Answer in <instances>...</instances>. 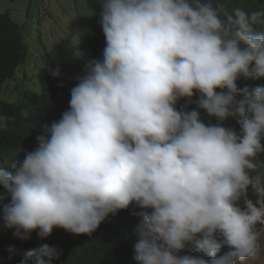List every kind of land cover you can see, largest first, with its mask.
I'll list each match as a JSON object with an SVG mask.
<instances>
[{
  "label": "clouds",
  "instance_id": "clouds-1",
  "mask_svg": "<svg viewBox=\"0 0 264 264\" xmlns=\"http://www.w3.org/2000/svg\"><path fill=\"white\" fill-rule=\"evenodd\" d=\"M41 2L29 1V20L42 21ZM80 4L92 19L82 38L95 20ZM262 4L101 0L103 58L83 57L86 74L70 90L69 109L44 126L13 172L0 167L11 197L3 219L14 235L46 238L54 228L91 235L135 202L140 209L129 216L143 219L127 233L139 264L257 259L264 225ZM8 10L20 24L10 7L0 13ZM20 25L29 46L28 23ZM31 75L27 70L21 90ZM246 78H260L259 86L248 87ZM19 115L27 119L29 111ZM16 119L0 116V129H14ZM189 245L208 259L180 255ZM59 256L43 244L26 251L22 264H52Z\"/></svg>",
  "mask_w": 264,
  "mask_h": 264
},
{
  "label": "trees",
  "instance_id": "trees-1",
  "mask_svg": "<svg viewBox=\"0 0 264 264\" xmlns=\"http://www.w3.org/2000/svg\"><path fill=\"white\" fill-rule=\"evenodd\" d=\"M42 1L46 4L48 0ZM81 3L88 4L95 26L93 31L89 30L82 38L79 37L80 44L75 46L70 56L72 62L51 55V62H45L43 66L39 64L34 79V75L26 76L30 87L19 91L18 85L24 80L31 60L30 48L22 26L10 11L0 13V116L17 117L14 129H0V167L8 172H13L25 154L38 146L30 147L41 132L44 134V126L58 121L63 112L69 109L70 90L86 74V64L81 63L83 57L96 56L95 60L103 58L106 40L99 15L101 0H81ZM37 6L41 8L40 4ZM259 8L264 9V0ZM44 48L48 54V47ZM57 70L59 75H53ZM23 74L21 80L19 76ZM237 84L240 88V79ZM259 84L260 78L255 81L246 78L248 87L255 89ZM242 98L238 96V99ZM22 109L29 111L27 119L19 115ZM10 199V195L0 185V264H22L26 251L43 244L53 246L60 252L59 258L54 259L52 264H139L135 259V245H131L127 233L132 221L141 222L143 219L142 215L134 219L129 216L130 211L140 209L135 202L115 215L110 214L91 235L73 234L63 228H54L53 233L46 238H41L33 231L31 238L22 239L14 235L15 229L8 228L3 219L4 207ZM179 254L208 259L207 254L198 251L194 245H189ZM221 254L220 251L217 255ZM33 263L34 258L27 261V264Z\"/></svg>",
  "mask_w": 264,
  "mask_h": 264
},
{
  "label": "rangeland",
  "instance_id": "rangeland-1",
  "mask_svg": "<svg viewBox=\"0 0 264 264\" xmlns=\"http://www.w3.org/2000/svg\"><path fill=\"white\" fill-rule=\"evenodd\" d=\"M30 0H0V10L7 7L11 8L13 16L20 24L28 23L26 32L28 33L27 40L30 46V58L27 65L28 72L35 73L38 71L39 64L51 62V55L59 60L70 61V56L75 49L72 44L73 36L79 35L84 29L91 28L88 25L92 22L88 8L81 7V0H48L41 8V19L29 20L35 15L34 8L29 4ZM42 0H34L40 3ZM44 2L42 1L41 4ZM79 6L74 8L73 6ZM30 11V17L28 12ZM32 21V24L29 23ZM48 47V54L45 48ZM24 74L19 76L22 80ZM18 84V81L17 83ZM25 85V81L21 82V90ZM261 231V252L257 259L245 261L244 264H264V225H258ZM223 253L227 252L228 248L221 249ZM237 264H240L237 261Z\"/></svg>",
  "mask_w": 264,
  "mask_h": 264
},
{
  "label": "bare ground",
  "instance_id": "bare-ground-1",
  "mask_svg": "<svg viewBox=\"0 0 264 264\" xmlns=\"http://www.w3.org/2000/svg\"><path fill=\"white\" fill-rule=\"evenodd\" d=\"M8 203V202H7ZM34 264V263H33Z\"/></svg>",
  "mask_w": 264,
  "mask_h": 264
}]
</instances>
